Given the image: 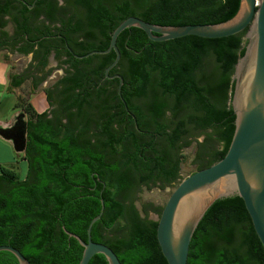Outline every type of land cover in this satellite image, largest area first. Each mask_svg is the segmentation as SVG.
<instances>
[{
	"label": "trees",
	"instance_id": "1",
	"mask_svg": "<svg viewBox=\"0 0 264 264\" xmlns=\"http://www.w3.org/2000/svg\"><path fill=\"white\" fill-rule=\"evenodd\" d=\"M239 2L74 0L84 14L70 32H82L83 42L72 46L79 56L105 51L112 31L129 17L158 26L219 24L236 14ZM8 5L0 6L1 37L7 36L2 18ZM19 7L14 21L23 40L25 8ZM245 33L152 42L139 29L124 30L116 39L120 60L108 76H121L127 110L119 81L104 77L112 51L82 60L71 56V72L59 82L60 115L46 120L30 105L25 109L31 118L28 140L17 153L25 171L1 168L0 246L18 250L29 264H78L83 249L62 227L86 241L102 199L104 211L91 228V241L110 248L120 264H167L156 240L157 222L147 220L162 207L144 203L141 217L135 201L143 188L177 186L182 150L194 145L195 172L225 155L234 131L232 74L244 53ZM46 96L52 103L51 92ZM0 264L18 262L0 252ZM88 264L107 262L95 255ZM187 264H264L241 199L218 200L206 211L191 238Z\"/></svg>",
	"mask_w": 264,
	"mask_h": 264
},
{
	"label": "water",
	"instance_id": "2",
	"mask_svg": "<svg viewBox=\"0 0 264 264\" xmlns=\"http://www.w3.org/2000/svg\"><path fill=\"white\" fill-rule=\"evenodd\" d=\"M239 1L232 18L213 25L158 26L129 17L112 31L105 51L74 56L82 60L111 51L114 53L115 58L105 69L104 77L119 81L118 96L127 110L120 96L121 76H108L120 60L116 39L121 32L136 28L152 42H166L187 36L220 39L246 30L244 53L237 59L232 74L234 89L230 105L234 131L228 149L218 162L182 179L155 220L156 240L167 264H187L191 238L206 211L216 201L231 197L242 200L264 250V0ZM13 129L14 126L0 128V137L10 141L16 153H23L26 148L25 123L16 128V133ZM97 181L104 186L99 179ZM103 211V200L100 199V212L87 226L86 241L62 227L68 238L76 240L83 249L78 264H88L95 255H102L107 264H120L110 248L91 241V228ZM0 252L11 254L18 264H29L18 250L10 246L1 245Z\"/></svg>",
	"mask_w": 264,
	"mask_h": 264
},
{
	"label": "flooded vegetation",
	"instance_id": "3",
	"mask_svg": "<svg viewBox=\"0 0 264 264\" xmlns=\"http://www.w3.org/2000/svg\"><path fill=\"white\" fill-rule=\"evenodd\" d=\"M73 1L0 0V6L9 2L8 14L4 16L8 19L6 21H8L9 30H6V37L0 36V53L5 52L6 54L28 58V65L24 69L18 73H10L9 86L12 89H18L24 82L29 81L30 89L32 90L30 94L43 93L47 107L42 113L46 114V120L60 115L57 107L59 100L57 93L62 89V85L59 82L67 73L71 72L67 61L71 56L73 58L74 56H79L75 53L76 51H74L72 45L75 42H83L82 32H70L75 23H78V18L84 14L82 9L73 7ZM18 5H20V9L25 8L22 26L26 33L23 40L16 36L18 26H16L14 21L16 16L14 7ZM71 18L73 20L69 21ZM30 46L32 47L30 48ZM24 48L29 49V52H22ZM54 74L59 75L57 80L47 87L46 82ZM17 81H20L18 87L15 86ZM48 92H51L52 103L47 101L46 94ZM30 119L24 110H19L7 127L12 128L14 126L13 132L16 133V128L24 122L26 126V144L28 140L27 124ZM62 122H65L64 119H62ZM147 220L154 221L148 217Z\"/></svg>",
	"mask_w": 264,
	"mask_h": 264
},
{
	"label": "rangeland",
	"instance_id": "4",
	"mask_svg": "<svg viewBox=\"0 0 264 264\" xmlns=\"http://www.w3.org/2000/svg\"><path fill=\"white\" fill-rule=\"evenodd\" d=\"M9 30V29H8ZM0 60L5 61L9 65V71L10 73H18L20 70L24 69L28 65V58H24L21 56H14L9 53H0ZM58 74H54L50 80L46 82V86L52 85L58 78ZM18 94L17 99V105L18 109L17 111H22L26 109L27 105H30L33 108V111L38 114V112H43L44 109H46V101L44 99L43 93H31L32 91L30 89V83L29 81L24 82L18 89H16ZM41 92V91H40ZM29 96V98H28ZM197 141H201L202 137L199 136L196 138ZM194 153V145L190 146L189 148H186L182 150V160L180 163V179H184L187 176L191 175L195 172V168L192 165L191 161L193 158ZM19 160L16 164V171L21 173V169L25 171V165L26 163L22 161V154L19 156ZM23 177V176H22ZM176 187V184H172L170 186L165 187L164 189H159L157 187L151 188V189H141L140 193L137 196V200L135 201V207L138 210L141 217L144 216V213L142 212V204L144 203H152L154 206L157 207H163L166 203L170 193L174 190ZM147 217L151 220H157V216L151 212L147 214Z\"/></svg>",
	"mask_w": 264,
	"mask_h": 264
},
{
	"label": "crops",
	"instance_id": "5",
	"mask_svg": "<svg viewBox=\"0 0 264 264\" xmlns=\"http://www.w3.org/2000/svg\"><path fill=\"white\" fill-rule=\"evenodd\" d=\"M8 20L6 17L2 21ZM1 21V17H0ZM8 22V21H7ZM9 29V24L4 28L6 31ZM9 66L3 60H0V128L5 129L16 115L18 92L9 86ZM41 112H38L40 114ZM18 155L13 150L10 141H6L0 137V172L1 168L10 169L16 165Z\"/></svg>",
	"mask_w": 264,
	"mask_h": 264
}]
</instances>
